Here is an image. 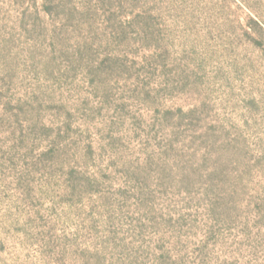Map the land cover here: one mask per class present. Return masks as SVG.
I'll use <instances>...</instances> for the list:
<instances>
[{"label": "rangeland", "instance_id": "374dc122", "mask_svg": "<svg viewBox=\"0 0 264 264\" xmlns=\"http://www.w3.org/2000/svg\"><path fill=\"white\" fill-rule=\"evenodd\" d=\"M0 264H264V0H0Z\"/></svg>", "mask_w": 264, "mask_h": 264}]
</instances>
